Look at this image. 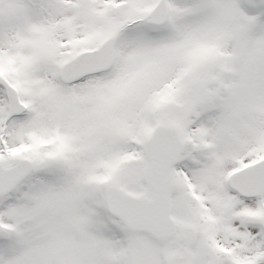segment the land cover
<instances>
[{"label":"snow or ice","instance_id":"snow-or-ice-1","mask_svg":"<svg viewBox=\"0 0 264 264\" xmlns=\"http://www.w3.org/2000/svg\"><path fill=\"white\" fill-rule=\"evenodd\" d=\"M0 264H264V0H0Z\"/></svg>","mask_w":264,"mask_h":264}]
</instances>
